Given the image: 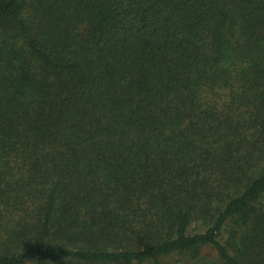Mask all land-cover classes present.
<instances>
[{"label":"trees","instance_id":"obj_1","mask_svg":"<svg viewBox=\"0 0 264 264\" xmlns=\"http://www.w3.org/2000/svg\"><path fill=\"white\" fill-rule=\"evenodd\" d=\"M0 264H264V0H0Z\"/></svg>","mask_w":264,"mask_h":264}]
</instances>
